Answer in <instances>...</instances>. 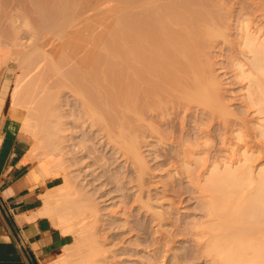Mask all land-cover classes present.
I'll use <instances>...</instances> for the list:
<instances>
[{
    "label": "bare ground",
    "instance_id": "6f19581e",
    "mask_svg": "<svg viewBox=\"0 0 264 264\" xmlns=\"http://www.w3.org/2000/svg\"><path fill=\"white\" fill-rule=\"evenodd\" d=\"M219 1L0 0V62L23 70L10 100H34L36 111L30 108L22 129L31 127L51 141L63 186L79 201V175L66 179L68 168L82 165L77 172L83 171L81 179L90 175L88 183L105 177L102 187L113 177L103 170L118 160L138 173L137 191L147 201L142 204L168 194L173 183L162 181L151 195L144 178L145 145L136 132L152 126L158 142L177 143L167 166L186 177L202 200L204 218L191 226L204 252L215 264H264V0ZM7 8L21 10V35L9 33L14 14ZM227 91L236 93L241 116L228 108ZM195 106L203 117L192 116L194 134L182 138L169 137L144 116L170 123L177 110L189 114ZM101 151L106 162L98 158ZM88 205H75L85 211L82 262L104 264L107 251L96 235L100 218ZM46 211L51 215L52 207Z\"/></svg>",
    "mask_w": 264,
    "mask_h": 264
},
{
    "label": "rangeland",
    "instance_id": "374dc122",
    "mask_svg": "<svg viewBox=\"0 0 264 264\" xmlns=\"http://www.w3.org/2000/svg\"><path fill=\"white\" fill-rule=\"evenodd\" d=\"M223 1H226L225 4L228 2V5L230 6L232 5V3H234L235 0H220L219 2ZM235 7L238 8V5H235ZM14 9L16 11L13 9V11H10L8 8L6 9L9 13L14 14L13 17H15H12L11 22L13 23H10L8 26L9 31L11 30L9 33H15L14 30H16L21 35L22 32L19 31V13H22L20 9ZM5 11L1 13H8L7 11ZM13 25L15 28L13 27ZM12 27L14 29H12ZM217 52L220 51L218 50ZM222 52L225 53L224 50ZM219 58H217L218 63H224L225 59L221 57L220 60ZM17 65L18 64H15L12 61H5L3 63L0 62V95L4 101L5 111L7 115L20 125L21 133L30 142L33 160L38 164H42L46 168L49 176L57 181L54 185V188L49 191V194L47 196V198L49 197L47 206L52 207L51 215L50 213L47 214L52 219L54 226L60 228L64 234H70V242L67 246L64 247L63 253L60 256V259L63 260V264H84V262H82V259L84 255L83 245L85 243V232L83 231L85 211L75 208L77 202H80L81 204H90L87 206L88 208L97 210V216L100 218V227L97 230L96 235L98 243L101 244L102 247L107 251L106 257H104V264H215L213 263L214 261L211 260V256H208L204 252L200 244L202 242V239L195 234L191 226L194 221L196 222L198 219V221H200V219L204 218L202 217L204 211L203 209H200L202 200L197 195V192L195 191V188H193L191 183L190 185L193 189L190 187L188 183L189 181L186 177L179 174L177 175L174 170L171 169L172 167L168 168L167 166V162H169L170 158L172 159L174 155H172V153L177 152L178 150L177 143H172L170 142V140V143L167 140V142H158V138H156L157 136L155 135L157 133L154 131L155 128L153 127V130H151L152 126H150V131H147L146 126H144L143 131L136 132L137 135L141 137V140L140 138H138V140H140V144L142 146L143 144L145 145L140 150L143 155L146 156H144V159L146 160L148 170L146 171L144 178L146 179L145 182L148 183L147 185L150 186V193H153L151 195H154V192L162 189V187H160L163 186L162 181L171 182L170 186L173 183V187H171L172 189L168 191V194L166 192L164 197L162 196V198H159L160 200L158 199V197H154L151 201L149 200V204H142L143 201H147L145 199V195H143V197L141 198V195H139V191H137L136 185L138 182L136 178L138 173L133 168L127 167L123 160H118L116 163H113L109 166L106 165V170H103L107 171L106 173L111 174V176L113 177L111 183L102 187V183L107 182L105 177L102 178V181L99 180L95 181L94 183L92 182V185L91 182V184L88 183L87 179L90 175H88L86 179H81V176L84 175H82L83 171L81 172V176L79 172H77L78 169L83 168L82 165H80V167L79 165L77 167L75 166L73 169H71V167L68 168L70 169V171L67 170L65 175L66 179L71 175L74 176L72 178H75L76 180L75 176L79 175L80 179L77 178L78 180H76L75 182V184L77 185V188L75 190L80 192L82 195L76 191L79 195H81V198L83 197L82 200H85L79 201L78 199L80 197L76 195V193L75 195H73L70 192V188H65L63 186V178L60 175L62 172L59 171V169L57 170L58 167H56V158H54L55 156L53 151L51 150V146L48 145L51 141L49 143H46L47 139L42 138L44 135H41V133L38 134V132H35L34 129V132H31L33 131L31 127H25V131L22 129L24 128L23 123L27 118H29L28 116H26L28 115L27 113L29 111L32 112V110L34 112L35 105H30V103H32V101L34 100L29 102L28 105L26 103V101L28 100H22V102L25 103H13L10 100V94L14 86V79L17 75L20 74L22 70L21 67H18ZM215 73H217L218 75L220 74L218 69L215 71ZM26 83H28V80H26ZM24 97H26V95ZM235 97V92L230 94L227 91L224 94V100L228 103V108L234 111L233 113L236 116H241V106L239 105L238 100L236 102V99H234ZM23 105H25V107ZM32 106L34 107L32 108ZM30 108H32V110H30ZM200 109L202 111V108H200V106H195V109H192L193 112L191 111L189 113L191 114V116L183 110H177V115H175V113L172 115L173 119L171 117L172 121L170 123H167V117L166 119H164L161 118L160 115L154 114V116H152L153 114L147 113L148 116L147 114L144 116L147 117V123H151L158 128L162 127L166 129V134L169 137L172 135L178 137L179 135L178 138H182V136L185 137L186 133L189 136L194 134L192 133L195 130L194 120L196 119V121H198L199 118L203 117ZM200 113L202 115L201 117ZM192 116H195L196 118L194 117V119ZM250 117L251 116H249L248 118L250 119ZM32 118L34 119L35 117L32 116ZM158 118L162 120H159ZM33 119H31V121H33ZM36 119L34 121L37 123ZM155 119H158L156 120L158 123L155 121ZM29 120L30 119H28V121ZM255 121V117H252V119H250L251 124H256ZM217 125V123H214L211 126V133H214L213 131L214 129H216ZM182 128L184 130H182ZM178 130L181 131L178 132ZM174 131H176V133ZM170 132L173 134L171 135ZM98 153H100L98 154V156L100 155L98 157L100 159V162H106V158H104V154H102L104 153V151ZM148 154L156 157L155 159H153L154 161L148 160ZM168 155L171 157H169ZM261 166L263 167V164L259 165V167ZM75 180H73V182ZM80 183H82V185ZM78 185L81 186L79 187ZM83 185L85 186V188H82L84 187ZM178 188H180V192L178 191ZM182 189L185 190H183L181 194ZM82 190L86 194L85 196ZM187 190H190L189 193H187ZM107 191H110L111 193H107ZM191 191H194L195 193H192ZM104 193L106 195H104ZM192 194H196L198 198L194 199L195 197H192ZM137 195L142 200L138 197L139 201L137 200L138 202H135L134 199L137 198ZM189 196H191V199L188 198ZM156 198L158 200H156ZM172 199L174 200L172 201ZM199 199L201 201H199ZM59 264H61L60 261Z\"/></svg>",
    "mask_w": 264,
    "mask_h": 264
},
{
    "label": "crops",
    "instance_id": "0c3cea01",
    "mask_svg": "<svg viewBox=\"0 0 264 264\" xmlns=\"http://www.w3.org/2000/svg\"><path fill=\"white\" fill-rule=\"evenodd\" d=\"M56 182L33 160L30 142L0 95V264H59L70 234L46 211Z\"/></svg>",
    "mask_w": 264,
    "mask_h": 264
}]
</instances>
